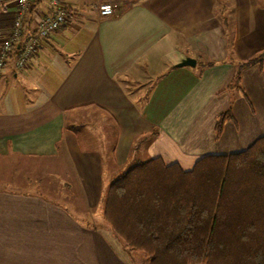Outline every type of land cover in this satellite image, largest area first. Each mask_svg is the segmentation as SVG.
<instances>
[{"label":"crops","instance_id":"1","mask_svg":"<svg viewBox=\"0 0 264 264\" xmlns=\"http://www.w3.org/2000/svg\"><path fill=\"white\" fill-rule=\"evenodd\" d=\"M62 3L68 22L24 68L13 48L0 74V182L17 186L0 185V264H134L103 215L115 177L145 154L191 169L264 135V61L228 87L264 48V0H126L110 18L93 0ZM16 11L0 15V48ZM48 12L30 0L24 36ZM186 57L196 64L176 65ZM34 169L60 181L55 197L20 187L50 189Z\"/></svg>","mask_w":264,"mask_h":264},{"label":"trees","instance_id":"2","mask_svg":"<svg viewBox=\"0 0 264 264\" xmlns=\"http://www.w3.org/2000/svg\"><path fill=\"white\" fill-rule=\"evenodd\" d=\"M263 61L264 48L237 62L228 87L242 90V69ZM232 118L230 104L216 137ZM103 215L148 264H264V135L240 151L202 155L191 169L159 156L137 161L111 182Z\"/></svg>","mask_w":264,"mask_h":264},{"label":"built area","instance_id":"3","mask_svg":"<svg viewBox=\"0 0 264 264\" xmlns=\"http://www.w3.org/2000/svg\"><path fill=\"white\" fill-rule=\"evenodd\" d=\"M121 1L126 0H93V5L100 18H110L115 16ZM13 3L16 4L17 11L10 36L0 48V74L13 48L19 46L20 49L16 58V67L24 68L40 42L68 22V11L62 0H47L49 12L40 17L34 31L24 36V18L30 8V0H0V15L7 13Z\"/></svg>","mask_w":264,"mask_h":264},{"label":"rangeland","instance_id":"4","mask_svg":"<svg viewBox=\"0 0 264 264\" xmlns=\"http://www.w3.org/2000/svg\"><path fill=\"white\" fill-rule=\"evenodd\" d=\"M220 137H221V135L217 136L216 140H219ZM143 159H147L146 154H145V156H143ZM49 173L50 172L47 170H45V171H41L40 169L32 170V174H33L32 176H40L39 178H41L42 184L50 187L51 190L50 189L46 190L45 188L38 186V183H39L38 181H36V183H35V181H33V183L20 184L21 185L20 187L22 189H25L28 191H34L37 193H42V194H45L48 196L55 197V191H53V189H59L60 190L62 184L60 183V181L58 179H56L54 177L53 174H49ZM33 180H35V179H33ZM0 185L6 186V187L17 188V186H15L14 184H5V183L0 182ZM73 190H75V189L73 188ZM57 200L63 201L66 204H69V206H71L70 203L74 202L73 200H66L64 197H61L60 199H57ZM133 256H134L133 257V263L134 264H148L149 263V259L147 257H145V255L140 251H133ZM199 264H203V263H199Z\"/></svg>","mask_w":264,"mask_h":264},{"label":"water","instance_id":"5","mask_svg":"<svg viewBox=\"0 0 264 264\" xmlns=\"http://www.w3.org/2000/svg\"><path fill=\"white\" fill-rule=\"evenodd\" d=\"M196 64V59L192 57H186L181 62L177 63V66H194Z\"/></svg>","mask_w":264,"mask_h":264}]
</instances>
